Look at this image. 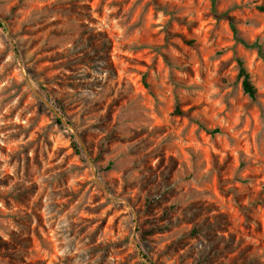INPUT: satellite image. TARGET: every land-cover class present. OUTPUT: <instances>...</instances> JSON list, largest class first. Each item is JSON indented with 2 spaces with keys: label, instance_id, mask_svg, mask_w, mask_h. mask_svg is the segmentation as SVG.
<instances>
[{
  "label": "rangeland",
  "instance_id": "1",
  "mask_svg": "<svg viewBox=\"0 0 264 264\" xmlns=\"http://www.w3.org/2000/svg\"><path fill=\"white\" fill-rule=\"evenodd\" d=\"M262 3L0 0V264H264Z\"/></svg>",
  "mask_w": 264,
  "mask_h": 264
},
{
  "label": "trees",
  "instance_id": "2",
  "mask_svg": "<svg viewBox=\"0 0 264 264\" xmlns=\"http://www.w3.org/2000/svg\"><path fill=\"white\" fill-rule=\"evenodd\" d=\"M212 2L215 6L216 0H212ZM257 8L259 11L264 12V3L259 4L257 6ZM215 16L218 19H227L229 24H230L232 31L234 32V34L236 36H238L237 22L233 16H231L229 13H220L218 11H215ZM238 40L242 41L241 39H238ZM242 42L247 48L256 50L258 52V55L264 59V51H263V46L261 43H259L258 41H255L252 43L247 42V41H242ZM238 67H239V71H238L237 77L239 80H241L244 92L247 95H249L251 98H256L257 88L253 84V82L251 80V75H250L249 71L247 70V68L245 67L244 62L241 59L238 60ZM145 84L147 87H149V85L147 83H145ZM208 132L211 133L212 135H215L217 133H221V130L219 128H215L213 130H208ZM74 148L78 154H81L82 151H81L80 147L75 143H74Z\"/></svg>",
  "mask_w": 264,
  "mask_h": 264
}]
</instances>
